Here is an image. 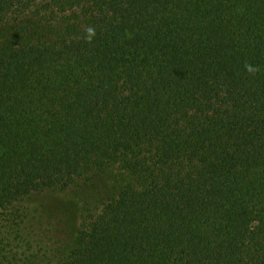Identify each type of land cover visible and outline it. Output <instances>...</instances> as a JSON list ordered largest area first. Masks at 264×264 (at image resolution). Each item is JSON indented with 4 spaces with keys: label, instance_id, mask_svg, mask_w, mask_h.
I'll return each mask as SVG.
<instances>
[{
    "label": "trees",
    "instance_id": "trees-1",
    "mask_svg": "<svg viewBox=\"0 0 264 264\" xmlns=\"http://www.w3.org/2000/svg\"><path fill=\"white\" fill-rule=\"evenodd\" d=\"M0 264H264V0H0Z\"/></svg>",
    "mask_w": 264,
    "mask_h": 264
},
{
    "label": "rangeland",
    "instance_id": "rangeland-1",
    "mask_svg": "<svg viewBox=\"0 0 264 264\" xmlns=\"http://www.w3.org/2000/svg\"><path fill=\"white\" fill-rule=\"evenodd\" d=\"M118 175V171L113 172L114 178L109 182L110 186H118L114 183ZM24 206L33 210L35 220L31 221L40 228L36 232H42L46 237L50 236L49 238L65 245L81 225L85 198L72 192L44 193L24 201Z\"/></svg>",
    "mask_w": 264,
    "mask_h": 264
},
{
    "label": "clouds",
    "instance_id": "clouds-1",
    "mask_svg": "<svg viewBox=\"0 0 264 264\" xmlns=\"http://www.w3.org/2000/svg\"><path fill=\"white\" fill-rule=\"evenodd\" d=\"M94 35H95L94 29L91 28V27H89L88 28V39L90 40ZM246 67H247V69H248L249 72H253L254 73L255 71H257V69L254 68L251 65H246Z\"/></svg>",
    "mask_w": 264,
    "mask_h": 264
}]
</instances>
